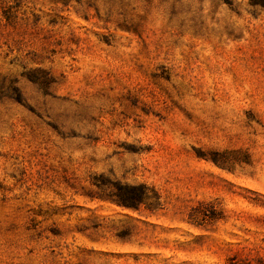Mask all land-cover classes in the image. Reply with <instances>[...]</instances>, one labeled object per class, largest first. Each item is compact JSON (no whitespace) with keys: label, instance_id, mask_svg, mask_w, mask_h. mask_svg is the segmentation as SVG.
Returning <instances> with one entry per match:
<instances>
[{"label":"rangeland","instance_id":"rangeland-1","mask_svg":"<svg viewBox=\"0 0 264 264\" xmlns=\"http://www.w3.org/2000/svg\"><path fill=\"white\" fill-rule=\"evenodd\" d=\"M231 257L264 264V0H0V264Z\"/></svg>","mask_w":264,"mask_h":264},{"label":"trees","instance_id":"trees-1","mask_svg":"<svg viewBox=\"0 0 264 264\" xmlns=\"http://www.w3.org/2000/svg\"><path fill=\"white\" fill-rule=\"evenodd\" d=\"M130 189V195L127 197V202L138 204L142 201L144 197L147 195L148 187L144 184L132 185L128 186ZM226 264H247L244 261H241L239 258L235 259V257L229 258Z\"/></svg>","mask_w":264,"mask_h":264}]
</instances>
